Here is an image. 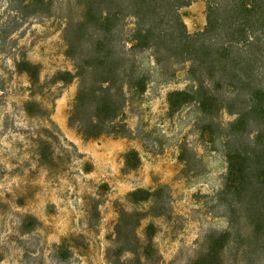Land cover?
I'll return each instance as SVG.
<instances>
[{
  "label": "trees",
  "instance_id": "1",
  "mask_svg": "<svg viewBox=\"0 0 264 264\" xmlns=\"http://www.w3.org/2000/svg\"><path fill=\"white\" fill-rule=\"evenodd\" d=\"M195 1L5 0L0 54L24 23H52L71 68L41 79L40 64L24 56L14 59L15 72L29 84L24 111L46 114L35 98L42 100L55 86L75 84L68 124L87 140L130 138L128 113L143 105L147 92L185 82L183 89L167 94L168 113L192 108L191 127L200 145L217 150L218 144L226 168L213 204L228 221L188 264H228L233 258L255 264L264 257V0H204L205 27L191 34L180 11ZM5 86L0 77V91ZM223 113L232 120L223 124ZM125 159L126 169L140 164L134 150ZM177 160L185 179L201 175L202 158L184 142ZM126 201L134 209L118 211L108 262L161 264L154 243L158 227L151 220L171 219L167 186L135 189ZM28 221L37 224L33 217ZM53 252L63 260L70 254L65 242L53 245Z\"/></svg>",
  "mask_w": 264,
  "mask_h": 264
},
{
  "label": "rangeland",
  "instance_id": "2",
  "mask_svg": "<svg viewBox=\"0 0 264 264\" xmlns=\"http://www.w3.org/2000/svg\"><path fill=\"white\" fill-rule=\"evenodd\" d=\"M6 7L0 0V20ZM180 13L189 33L204 29V0ZM9 39L7 52L0 54V77L6 82L0 91V264H110L106 252L113 245L118 211L134 209L126 196L138 188L165 185L170 193L171 219L151 220L158 227L154 243L161 264H188L208 246L213 232L228 227L213 204L226 168L218 144L217 150L200 145L191 127L192 108L168 113L167 94L183 89L185 82L178 79L147 92L143 105L128 113L130 138L87 140L68 124L75 84L55 86L42 100L35 98L46 114L24 111L29 84L15 72L14 59L24 56L40 64L41 79L71 68L55 26L28 21ZM220 120L226 124L232 117L223 113ZM180 142L202 158L201 175L192 180L182 176ZM131 150L140 159L134 170L125 166ZM28 217L37 224L27 223ZM147 223H141L140 234ZM62 242L70 250L66 260L53 252V245ZM228 264L242 263L233 258ZM255 264H264V257Z\"/></svg>",
  "mask_w": 264,
  "mask_h": 264
}]
</instances>
